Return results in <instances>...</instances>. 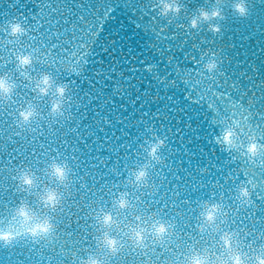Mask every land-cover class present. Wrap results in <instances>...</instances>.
<instances>
[{"label":"clouds","instance_id":"clouds-1","mask_svg":"<svg viewBox=\"0 0 264 264\" xmlns=\"http://www.w3.org/2000/svg\"><path fill=\"white\" fill-rule=\"evenodd\" d=\"M29 2L38 11H24ZM64 2L0 0L7 5L0 8V250L16 264H264V176L257 179L255 168L229 173L224 185L214 182L203 196L186 199L190 211L181 224L182 213L163 197L145 200L146 193L159 191L170 147L155 125H146L123 168H112L117 178L100 188L88 187L78 149L57 142L34 147L44 133L74 119L77 78L98 34L93 16L108 11V0H95L93 9L84 7L90 0H77L80 23L46 37L41 21L55 24L47 18L67 11ZM256 2L203 0L193 7V0H146L165 27L213 38L222 36L230 18H251ZM69 30L75 33L71 38ZM53 35L62 39L50 44ZM223 65L222 49L204 48L185 82L215 94ZM229 103L222 109L212 101L216 142L233 159L244 157L264 172V132L247 106Z\"/></svg>","mask_w":264,"mask_h":264},{"label":"water","instance_id":"water-1","mask_svg":"<svg viewBox=\"0 0 264 264\" xmlns=\"http://www.w3.org/2000/svg\"><path fill=\"white\" fill-rule=\"evenodd\" d=\"M201 2L203 0H193V7ZM2 7L7 5L0 3ZM63 7L67 11L53 13L51 18H47L55 20V24L41 21V31L71 29L74 22L80 23L78 17L83 10L77 0H65ZM84 7L95 8V0L85 3ZM28 9L38 11L31 2L24 11ZM93 19V31L98 34L90 40V54L85 53L88 64L81 75L82 81L78 82L77 101L82 97L84 100L93 98L95 109L101 110L106 106L98 101L104 100L110 91V98L118 102L119 107L111 110L107 118L99 114L104 122L93 128L89 116H81V106L77 103L72 120L77 131L64 136L59 133L42 135L40 143L34 147L39 149L44 144L57 142L62 147L68 144L78 149L80 171L88 187L95 185L100 188L106 181L117 178L112 168L124 166L127 155L135 147V138L140 136L146 125H155L157 129L162 125L173 141L167 150L169 162L160 170L159 191L146 193L145 200L155 203L163 197V202L170 204L172 211L180 210L182 215L178 219L183 224L188 217L186 199L194 201L212 186L206 179L212 165L225 169V163L231 162L225 153L217 159L216 149L213 153L200 155L198 152L201 141L215 140L213 120L217 113L212 101L222 109L230 107V101H240L242 106L250 109L247 114L253 123L259 128L264 126V73L261 74L264 68V0H257L254 15L248 20L230 18L227 24L230 27L227 29L226 26L222 36L217 38L207 33L194 36L174 25L165 27L166 22L155 18L146 0H108V11L101 12L98 17L93 16ZM82 28L84 25L81 23L76 31ZM73 35L75 33L69 30L67 36L71 38ZM61 39V36L53 35L49 43L56 44ZM63 46L71 47L67 43ZM208 47L222 49L224 57V74L213 84L215 94L195 81L185 82V72L198 63L200 51ZM108 82L113 87L104 91ZM176 94L181 96L174 99ZM120 106L130 111L124 119L122 114L112 115L118 113ZM134 116L144 118L139 123L142 131L122 130L126 127L124 120L130 122ZM81 130L88 134L82 135ZM103 132L109 138L111 148L101 154L93 146L100 142L99 135ZM186 137L192 139L191 148L184 144ZM140 138L143 139L142 136ZM7 148L14 149L12 145H7ZM236 161L237 167L249 171L255 168L260 173L257 179L264 176V172L255 165L246 166L241 157ZM220 183L223 185V181ZM19 258L27 259L24 256ZM0 264H16V258H10L6 250H0Z\"/></svg>","mask_w":264,"mask_h":264}]
</instances>
